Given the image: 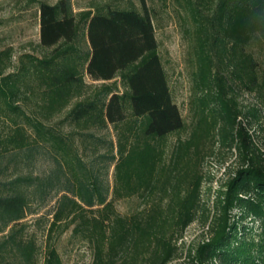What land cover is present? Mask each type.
<instances>
[{"label":"trees","instance_id":"1","mask_svg":"<svg viewBox=\"0 0 264 264\" xmlns=\"http://www.w3.org/2000/svg\"><path fill=\"white\" fill-rule=\"evenodd\" d=\"M140 2L142 11L108 3L79 19L72 0L41 2L45 55L23 53L15 65L12 48L0 50V122L9 129L0 139V264H38L42 247L26 219L54 200L43 264H59L56 242L71 226L90 246L92 264H170L179 256L174 236L182 238L196 221L208 227L209 238L189 251L188 264H264V152L231 97L237 83L257 87L258 61L246 47L264 37V0H184L205 57L199 102L216 118L219 146L236 152L239 162L217 193L203 187L213 179L197 166L188 171L183 143L164 174L156 169L158 148L150 139L181 130L184 119L152 11ZM86 77H120L126 89L104 87L88 96ZM81 97L87 98L55 120ZM127 121L129 134L143 144L133 142L125 153L119 143L116 152L114 141L97 133ZM114 166L117 190L144 203L128 217L112 202Z\"/></svg>","mask_w":264,"mask_h":264},{"label":"rangeland","instance_id":"2","mask_svg":"<svg viewBox=\"0 0 264 264\" xmlns=\"http://www.w3.org/2000/svg\"><path fill=\"white\" fill-rule=\"evenodd\" d=\"M58 1L0 0V50L11 47L15 65L19 64L18 59L23 53L30 52L40 57L45 55L47 51L40 45L39 5L41 2L55 4ZM72 2L78 19L85 11L108 3L119 8H134L142 11L140 0H72ZM146 2L152 11L158 50L168 76L172 98L179 106L184 119V127L181 130L163 139H150L151 144L158 148L159 159H156V169L164 174L167 165L174 158L177 145L183 143L185 147L187 145L185 153L188 171L197 166L202 175L207 179L208 177L213 179L212 182L207 180L203 187L211 185L213 191L217 193L228 178L235 175L239 162L236 152L231 154L219 146L216 118L207 105L203 106L199 102L202 90L197 74L200 63L205 60L200 49L199 28L192 22L188 9L184 6V0H146ZM246 51L258 61V84L256 88L253 85L249 88L248 82L237 83V87L234 88L235 93L231 97H234L237 108L244 113L250 133L264 152V37L251 41ZM203 63L205 66L208 65L207 62ZM85 79L89 85L88 96L95 95L104 87L113 86L120 91L126 89L120 77L112 81H92L88 77ZM85 98L87 97L73 100L68 109L55 120L62 118L77 102ZM127 123L128 121L117 127V131L111 126L108 131L97 134L109 136L115 143L116 152L119 143L123 145L125 153L131 152L133 150L131 143L143 144L144 139L140 136V141L135 140L127 131ZM8 131L9 129L0 122V139L5 138ZM76 143L83 152L84 142L76 137ZM119 171L115 166L110 171V183L117 193V197H113L112 202L116 213L128 217L142 209L144 203L142 198L136 195L130 196L117 190L119 183L116 178ZM55 206L54 200L37 215H29L26 219L29 223V234L42 247V254L38 255V264H43L46 230L53 219ZM73 229L74 226H71L56 242L59 253L58 263L92 264L93 254L90 246L79 237L73 236ZM207 232L208 227L201 221H196L183 231L182 238L176 233L174 238L179 247V256L170 264H188L189 251L208 240Z\"/></svg>","mask_w":264,"mask_h":264}]
</instances>
